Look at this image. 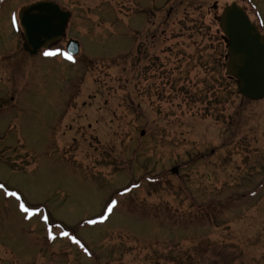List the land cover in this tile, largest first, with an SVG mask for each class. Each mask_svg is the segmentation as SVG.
Segmentation results:
<instances>
[{
    "label": "rangeland",
    "instance_id": "obj_1",
    "mask_svg": "<svg viewBox=\"0 0 264 264\" xmlns=\"http://www.w3.org/2000/svg\"><path fill=\"white\" fill-rule=\"evenodd\" d=\"M37 1L72 13L50 48L75 62L24 50ZM234 2L264 31V0H0V264H264V100L221 67Z\"/></svg>",
    "mask_w": 264,
    "mask_h": 264
},
{
    "label": "water",
    "instance_id": "obj_2",
    "mask_svg": "<svg viewBox=\"0 0 264 264\" xmlns=\"http://www.w3.org/2000/svg\"><path fill=\"white\" fill-rule=\"evenodd\" d=\"M71 17L70 12L51 1L23 7L19 22L24 50L35 56L63 40ZM219 21L228 47V75L237 81V89L244 98L264 100V36L237 3L225 7ZM66 51L73 57L79 55L80 43L68 41ZM170 173L176 174L178 169Z\"/></svg>",
    "mask_w": 264,
    "mask_h": 264
},
{
    "label": "snow or ice",
    "instance_id": "obj_3",
    "mask_svg": "<svg viewBox=\"0 0 264 264\" xmlns=\"http://www.w3.org/2000/svg\"><path fill=\"white\" fill-rule=\"evenodd\" d=\"M45 57H55L57 55L64 56L69 61L75 62L73 59V56L68 52H62L60 49L55 50H47L43 53ZM4 185L0 184V189H3ZM127 191V189L125 190ZM8 197H14L15 201L18 202V210L24 214V218L31 220L33 217H39L41 218L45 225L47 226V236L51 240H55L56 236L54 234L53 228H60L61 225H53L50 223V217L49 215L45 214L43 210L37 205V206H31L30 204H27L23 198V195L18 191H7L5 193ZM118 201L112 200L110 203L106 205L105 208V215H101L100 222H103L107 219V214H111L114 207L117 205ZM88 223L90 224H96V220H89ZM62 237L69 238L72 243L78 245L80 248H82L85 252H88V249L85 247V245L74 235H71L68 231H62L60 233Z\"/></svg>",
    "mask_w": 264,
    "mask_h": 264
},
{
    "label": "flooded vegetation",
    "instance_id": "obj_4",
    "mask_svg": "<svg viewBox=\"0 0 264 264\" xmlns=\"http://www.w3.org/2000/svg\"><path fill=\"white\" fill-rule=\"evenodd\" d=\"M259 30H260L261 34H263V36H264V31L262 29H260V28H259ZM148 33L149 32H147V35H145L143 37V40H142L141 48H142L143 51L145 50V47L147 46L146 44H148V47L151 46L154 49L160 43L161 35L158 34V30L157 31L155 30L151 34H148ZM163 34H164V32H163ZM154 70H156V68H154Z\"/></svg>",
    "mask_w": 264,
    "mask_h": 264
},
{
    "label": "trees",
    "instance_id": "obj_5",
    "mask_svg": "<svg viewBox=\"0 0 264 264\" xmlns=\"http://www.w3.org/2000/svg\"><path fill=\"white\" fill-rule=\"evenodd\" d=\"M220 23V22H219ZM222 32V31H221ZM221 43L224 45V50H223V54H222V56H223V62H222V64H221V67H222V69L224 70L225 69V73H226V76L228 77V75H227V61H228V59H227V43H226V41L223 39V35H222V37H221ZM229 78V77H228Z\"/></svg>",
    "mask_w": 264,
    "mask_h": 264
}]
</instances>
